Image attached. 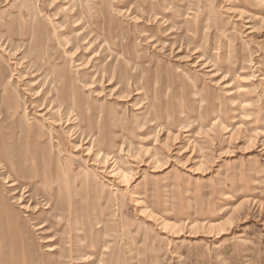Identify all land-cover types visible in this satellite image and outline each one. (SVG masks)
<instances>
[{
	"label": "rangeland",
	"instance_id": "rangeland-1",
	"mask_svg": "<svg viewBox=\"0 0 264 264\" xmlns=\"http://www.w3.org/2000/svg\"><path fill=\"white\" fill-rule=\"evenodd\" d=\"M0 264H264V0H0Z\"/></svg>",
	"mask_w": 264,
	"mask_h": 264
},
{
	"label": "bare ground",
	"instance_id": "bare-ground-1",
	"mask_svg": "<svg viewBox=\"0 0 264 264\" xmlns=\"http://www.w3.org/2000/svg\"><path fill=\"white\" fill-rule=\"evenodd\" d=\"M91 59L89 60V62H91ZM105 81H108L105 76H99V74H97L94 76L93 81L88 85V89H91L92 92L97 91L98 89L96 88H99L100 85H103ZM119 93H121V91Z\"/></svg>",
	"mask_w": 264,
	"mask_h": 264
}]
</instances>
